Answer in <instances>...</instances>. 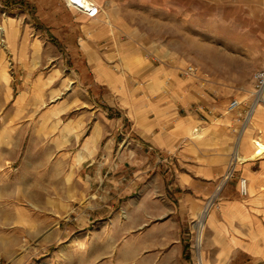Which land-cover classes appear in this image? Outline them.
<instances>
[{
	"label": "rangeland",
	"instance_id": "374dc122",
	"mask_svg": "<svg viewBox=\"0 0 264 264\" xmlns=\"http://www.w3.org/2000/svg\"><path fill=\"white\" fill-rule=\"evenodd\" d=\"M94 1L113 26L110 44L91 45V60L100 66L86 62L87 44L35 35L43 31L36 19L27 18V33L10 44L5 37H12V28L0 34V264H264V208L236 190L253 141L264 138L254 123H264L263 99L249 120L254 74L264 65V0ZM40 3L47 11L48 1ZM55 4L58 11L66 7L64 0ZM4 11L0 6V24ZM190 66L195 75H183ZM152 75H163L169 87L183 80L182 90L203 85L202 100L220 116L236 99L242 104L235 113L246 117L232 176L231 157L212 161L226 163L215 194L203 201L189 198L184 208L166 201L182 219V247L161 257L153 255L147 234L152 212L165 204L146 191L148 177L135 188L124 187L128 178L112 171L123 162L107 156L123 140L125 118L116 101L155 88ZM97 130L99 142L87 147ZM207 135L202 128L191 141L217 146ZM243 137L247 152L240 147ZM170 153L160 154L153 172L169 170ZM99 169L106 172L96 175ZM228 186L235 191L231 196ZM226 201L234 203L231 209ZM240 247L260 255L248 254L247 260Z\"/></svg>",
	"mask_w": 264,
	"mask_h": 264
},
{
	"label": "crops",
	"instance_id": "0c3cea01",
	"mask_svg": "<svg viewBox=\"0 0 264 264\" xmlns=\"http://www.w3.org/2000/svg\"><path fill=\"white\" fill-rule=\"evenodd\" d=\"M47 1L46 11L40 0H1L3 4L0 3V6L5 9L3 21H6L7 25H11L9 27L12 28V37L10 39L5 37L6 44H10L15 38L17 40L18 36L23 37L25 32L27 33L22 26L27 18H31L32 22L36 19L40 22L43 31H35V35H41L43 39L46 36L58 44H87L83 53L88 65L101 64L98 60H91L94 55L91 45L110 44L109 31L113 28L108 19L106 23L104 22V14L100 13L102 6L93 0L99 7V12L97 16L90 18L85 13L67 6L58 11L55 8V0ZM105 1L99 0L101 3ZM162 77L163 75L158 79L153 75L150 77L152 81H155V88L139 94L128 92L129 99H125L128 98L127 96H120V99L116 101L120 106L117 110L121 112V118H125L119 129L123 140L115 141L118 145L116 153L113 150L107 154L110 159L115 158L123 162L121 168L116 170L117 167L112 171L122 179L128 178L124 187L135 188L142 179L148 177L149 179L145 180L147 182L146 191L151 193V198L155 193L153 196L156 199L152 198L153 201L165 204L164 209L161 206L162 209L159 208L158 212H152L149 225L154 226L150 227L147 234V237L152 240L150 249L154 252L153 255L160 257L182 247V219L179 214L174 216L172 206L166 201L174 207L184 208L189 198L203 201L215 194L219 188V180L224 177L226 163L213 165L212 161L216 160L217 156L222 161L229 159L238 146L240 135L242 137L246 130L245 128L242 131L246 117L244 120L241 119L243 114L241 111L220 116L215 107L213 109L205 105L202 100L205 99L203 85H191L182 90L181 87L185 86V81L174 82L169 87L168 83L164 85ZM103 100L110 107H116L115 103L111 105L106 95H103ZM213 112L217 113L216 116ZM204 115L209 121L202 117ZM254 123L257 128L264 130V123L259 118L254 120ZM199 127L207 130L209 136L207 135L205 140L217 143V146L203 148L199 143L191 141V139L200 138L201 129ZM192 128L198 129L199 134L196 137L190 134ZM214 130L220 132L219 136L214 135ZM98 133L97 130L95 137L92 136L91 140L87 139V147H90V143L95 145L99 142ZM246 142L247 139L243 137L240 147L244 152L248 149ZM124 145L125 148L122 151ZM168 151L171 152L168 156L170 161L167 168L169 170L158 169L153 172L152 170L159 165L160 154ZM120 153H122L121 156L127 153V156L121 158ZM238 170L240 176L248 181L250 187L248 195L253 201L251 205L264 208V158L247 161ZM104 172L106 171L99 169L96 175L100 173L102 176ZM117 179L116 176L111 179L115 187L120 184ZM227 189H229V196L232 192L235 193L234 190H230L229 186ZM236 190L239 192V185ZM232 204L234 203L226 201V209H231ZM246 205H243L244 209H247ZM236 249H238L236 246L232 249V258L235 256L233 251ZM240 249L246 253L245 255L241 252L247 260L248 254L260 255L242 247Z\"/></svg>",
	"mask_w": 264,
	"mask_h": 264
},
{
	"label": "built area",
	"instance_id": "2783aa9c",
	"mask_svg": "<svg viewBox=\"0 0 264 264\" xmlns=\"http://www.w3.org/2000/svg\"><path fill=\"white\" fill-rule=\"evenodd\" d=\"M65 5L68 8H72L75 9L77 11L83 12L85 13L88 17L93 18L95 16H97L98 12H99V7L97 5H95L94 3L91 4V9L86 10V11H82L79 6L78 3L75 2V0H73V2H71L70 0H65ZM195 68L190 66L187 69H185L182 74L185 76H190V75H195ZM252 90H253V95L256 97L255 101L259 98V95L263 92L264 90V65L255 72L254 74V78H253V85H252ZM254 101V103H255ZM241 102H239L238 100L234 99L232 100L229 105L227 106V113H232L236 110H238V108L241 106ZM238 163V159H237V155L235 154V152H233V154L231 155L230 158V162H229V167H228V176H232L233 172H234V168ZM115 168H117V165H115ZM240 193L244 196L249 194V189H248V181L245 178H241L240 179ZM213 205V200L209 201L205 207V210L208 211V209H210Z\"/></svg>",
	"mask_w": 264,
	"mask_h": 264
},
{
	"label": "bare ground",
	"instance_id": "6f19581e",
	"mask_svg": "<svg viewBox=\"0 0 264 264\" xmlns=\"http://www.w3.org/2000/svg\"><path fill=\"white\" fill-rule=\"evenodd\" d=\"M71 2H73V0H70ZM94 3L96 5V3L93 0H80V4H78L79 8L82 11H86L91 9V4ZM9 30V26L7 25L6 21H4L3 24H0V34H4V33H8ZM261 99H263L264 101V90L263 92L259 95V98L255 101L254 105L251 107L252 110H250V114H249V120L251 119V117L255 114L256 111H258L259 109L257 108L258 104L261 102ZM200 131V130H199ZM192 137H196L199 133H198V129H191L190 132ZM253 152L251 154V160H258L261 158H264V138L260 137L257 140L253 141ZM243 159H245L243 157ZM225 181V180H224ZM249 189V186H248ZM206 212L203 213V215L201 216V222L204 223L205 221V217H206Z\"/></svg>",
	"mask_w": 264,
	"mask_h": 264
},
{
	"label": "water",
	"instance_id": "95a60500",
	"mask_svg": "<svg viewBox=\"0 0 264 264\" xmlns=\"http://www.w3.org/2000/svg\"><path fill=\"white\" fill-rule=\"evenodd\" d=\"M76 3L80 4V0H75Z\"/></svg>",
	"mask_w": 264,
	"mask_h": 264
}]
</instances>
